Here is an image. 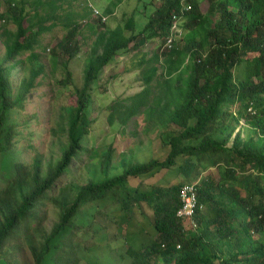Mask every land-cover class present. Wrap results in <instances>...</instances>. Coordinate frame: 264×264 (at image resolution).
I'll list each match as a JSON object with an SVG mask.
<instances>
[{"label":"trees","instance_id":"16d2710c","mask_svg":"<svg viewBox=\"0 0 264 264\" xmlns=\"http://www.w3.org/2000/svg\"><path fill=\"white\" fill-rule=\"evenodd\" d=\"M125 1L116 0L106 12L107 16ZM64 3L65 0H6V13L0 15V20L6 23L2 29L7 38L4 43L7 62L34 51L40 38L57 27V23L50 27H45L44 23L55 20ZM151 3L159 7L140 31L133 14L123 27L101 30L96 36L83 71V87L76 91V103L65 117L63 129L68 138L57 165L49 173L40 174L36 164L27 192L20 194L18 205L6 191L0 194V253L35 204L68 172L73 160L84 150V140L93 123L91 88L102 74L115 67L116 62L125 61L123 55L133 50L138 53L135 57L139 64L133 61L123 74L141 70L143 92L128 98L126 104L116 102L113 108L124 124L138 115L156 119L158 132L169 151L162 159L133 164L122 174L108 178L113 160L110 149L101 163L105 180L101 183L90 180L76 187L75 198L69 205H63L61 220L43 249L40 252L33 249L35 264H42L51 250L50 243L78 215L83 203H100L116 190L124 191L126 210L146 206L153 215L148 221L154 238L139 249L127 246L130 264H157L158 261L162 264H264V0L211 3L210 12L217 17L214 26L210 25V17L202 12L199 1L192 0L193 10L182 24L184 30L190 32L187 46L181 48L184 41L176 42L171 50L164 47L175 16L183 19L182 2L158 4L151 0ZM89 12L92 18L91 10ZM107 16L102 13L100 18H92L86 24L82 21L80 25L87 27L96 23L105 27ZM102 18L107 21L103 23ZM9 22L16 26V33L5 28ZM78 27L70 19L64 25L68 38L59 49L67 64L81 53V43L76 41ZM154 40H160L161 45L149 57L144 48ZM164 60L167 66L162 73L160 66ZM33 61H37L35 55L30 57V62ZM242 66V74L235 77L234 71ZM12 68L0 65L2 153L12 148L15 134L14 126L6 125L9 113L23 103L33 83L43 73L42 66L34 67L30 83H24L22 93L14 97L10 83ZM66 75V82L70 84L72 75L70 72ZM158 77L163 80L158 81ZM238 125L240 128L234 133ZM219 128L222 129L218 132ZM180 156L184 158L180 165L184 182L179 181L166 189L151 186L142 190L140 184L130 186L133 180L140 181L162 170H170ZM194 157L198 164L192 161ZM213 166H216L214 173L218 177L212 174L198 178V167L208 170ZM17 168L21 170L22 166ZM197 179H200L198 202L204 207L195 214L193 226L191 219L178 216V211L183 205L182 185ZM255 233L261 235L257 240Z\"/></svg>","mask_w":264,"mask_h":264},{"label":"rangeland","instance_id":"374dc122","mask_svg":"<svg viewBox=\"0 0 264 264\" xmlns=\"http://www.w3.org/2000/svg\"><path fill=\"white\" fill-rule=\"evenodd\" d=\"M144 1L149 2L150 11L153 7H159L153 5L151 0ZM197 1L202 12L210 17V25L214 26L217 17L211 14L210 8L211 3L217 0ZM65 2L56 19L44 23L45 27L57 23V27L40 38L32 53L24 54L14 61L6 60L7 48L4 43L7 38L2 29L6 23L0 20V65L5 69L13 67L10 83L14 97L22 93L24 83H30L31 70L37 65L43 67V73L33 83L23 103L9 113L6 125L15 128L12 148L6 153L0 152V194L6 191L11 198H14L17 205L21 202L20 194L27 192L36 164L40 174H47L62 156L68 138L63 129L66 125L65 117L69 114L71 106L76 103V91L83 87V71L96 36L102 32L101 30L123 27L142 4L141 0H126L119 7V13L109 17L106 12L110 8L105 2L98 3L97 0H65ZM87 2L106 14L108 24L105 27L96 23L88 25L95 28L80 25L82 21L92 20ZM143 6L142 4L140 11L144 9ZM6 9V0H0V15H4ZM67 19L79 25L76 41L81 43L82 48L80 55L68 64L59 49L68 38L67 31L64 30ZM135 19L139 31L148 20L147 17L143 18L137 13ZM7 24L5 28L9 32H17L16 26L10 22ZM182 24L183 21L181 26ZM188 40L189 38L184 41L181 48L187 46ZM160 45V40L151 41L144 48L145 54L151 57ZM135 54L138 53L132 50L123 55L125 61L116 62L115 67L102 74L99 81L91 88L93 123L90 134L84 140V150L73 160L68 172L55 182L53 188L40 202L35 204L30 215L22 220V224L16 229L8 245L1 251L0 264H35L33 249L36 248L37 252L43 249L53 228L61 220L63 205H69L75 198L76 187L83 186L90 180L95 183L105 180L101 163L110 149L113 150V160L110 172L108 176L106 175L108 178L122 174L133 164L148 163L167 155L169 147L158 132L160 128L156 124V119L138 115L124 124L119 112L113 108L116 102L126 104L128 98L143 92L142 79L139 77L141 70L123 74L127 67L132 66L133 61L136 65L139 64ZM32 55L37 57V61L30 62ZM166 66L164 60V64L160 66L162 73L166 70ZM242 71L243 66L236 69L235 77L240 76ZM67 72L72 75L70 84L66 82ZM183 76L187 77L188 74ZM173 79L176 80V76ZM157 80L163 78L158 77ZM156 85L157 83L154 84ZM113 113L116 114L111 119ZM243 122L241 120L240 124ZM238 128L239 125L233 132L236 133ZM220 129L222 128L217 131H221ZM183 161L184 158L180 156L177 164L170 170H162L154 176L143 177L140 181L133 180L130 186L136 187L140 184L142 190H147L151 186L166 189L179 181L184 182L185 176L180 169ZM192 161L198 164L195 157ZM19 165L22 166L21 170L17 168ZM201 167L197 168L198 178H207L212 174L218 177V174L216 176L214 173L216 166L208 170ZM112 193L100 203L90 201L82 204L78 215L50 243L51 250L43 258L42 264H130L127 246L139 249L152 242L153 230L149 223L153 217L152 211L146 206L144 209L133 206L126 210L124 191L116 190ZM243 195L245 196L244 192ZM1 216L0 213V223ZM260 237V234H254V239ZM157 264L162 263L158 261Z\"/></svg>","mask_w":264,"mask_h":264},{"label":"built area","instance_id":"2783aa9c","mask_svg":"<svg viewBox=\"0 0 264 264\" xmlns=\"http://www.w3.org/2000/svg\"><path fill=\"white\" fill-rule=\"evenodd\" d=\"M157 3L163 2H171L175 0H154ZM192 0H181L182 2V10L181 17L175 16V23L172 28L170 37H168L167 43L165 44V49L171 50L174 47L176 42H181L185 36V30L181 26L182 21L186 17V15L193 10V5L191 3ZM89 9L92 12V18L98 19L101 17L102 13L100 10L95 8L93 5L89 4ZM107 18H102V22H106ZM87 21H83V24H86ZM205 58V56L203 57ZM201 59L198 60L200 62ZM200 179H197L195 182H186L182 185L181 197L183 205L178 211V216H187V218L191 219L192 225L195 226L194 216L197 212L203 209V205L198 202V193H197V183Z\"/></svg>","mask_w":264,"mask_h":264},{"label":"crops","instance_id":"0c3cea01","mask_svg":"<svg viewBox=\"0 0 264 264\" xmlns=\"http://www.w3.org/2000/svg\"><path fill=\"white\" fill-rule=\"evenodd\" d=\"M142 1V4L144 5L143 6V10L142 11H140L139 9H140V7H141V5L142 4H140L139 6H138V10H136L135 12H134V14H135V17H136V13H137V15H139V16H141V17H149V16H151V15H153V13L155 12V9H156V7L154 8H152L151 9V11L149 10V7H148V3L149 2H146V1H144V0H141ZM97 2L98 3H103V2H105V4H106V6L108 7L109 6V8L112 6V4L113 3H115V1L114 0H97ZM88 4H89V2H87ZM91 4V3H90ZM96 7V6H95ZM120 7V6H119ZM119 7L113 12V14L111 15V17H113V16H116L118 13H119ZM97 8V7H96ZM142 8V7H141ZM87 9L90 11V9H89V6H87ZM103 13V12H102ZM137 21V20H136ZM148 21V20H147ZM183 21H185V20H183ZM147 23V22H146ZM146 23L144 24V26L146 25ZM116 28H111L110 30H115ZM188 31H185V36H184V39L182 40V41H185L187 38H188ZM186 38V39H185ZM183 44V43H182Z\"/></svg>","mask_w":264,"mask_h":264},{"label":"bare ground","instance_id":"6f19581e","mask_svg":"<svg viewBox=\"0 0 264 264\" xmlns=\"http://www.w3.org/2000/svg\"><path fill=\"white\" fill-rule=\"evenodd\" d=\"M88 194V193H87Z\"/></svg>","mask_w":264,"mask_h":264},{"label":"clouds","instance_id":"9594fccd","mask_svg":"<svg viewBox=\"0 0 264 264\" xmlns=\"http://www.w3.org/2000/svg\"><path fill=\"white\" fill-rule=\"evenodd\" d=\"M184 39V38H183Z\"/></svg>","mask_w":264,"mask_h":264}]
</instances>
